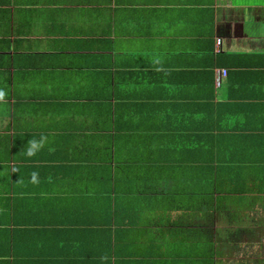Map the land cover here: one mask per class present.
Here are the masks:
<instances>
[{
  "label": "crops",
  "instance_id": "crops-1",
  "mask_svg": "<svg viewBox=\"0 0 264 264\" xmlns=\"http://www.w3.org/2000/svg\"><path fill=\"white\" fill-rule=\"evenodd\" d=\"M259 240L264 0H0V264Z\"/></svg>",
  "mask_w": 264,
  "mask_h": 264
},
{
  "label": "trees",
  "instance_id": "trees-1",
  "mask_svg": "<svg viewBox=\"0 0 264 264\" xmlns=\"http://www.w3.org/2000/svg\"><path fill=\"white\" fill-rule=\"evenodd\" d=\"M211 258V257H210ZM203 264H264V243L257 246L218 247V261L205 260Z\"/></svg>",
  "mask_w": 264,
  "mask_h": 264
},
{
  "label": "built area",
  "instance_id": "built-area-1",
  "mask_svg": "<svg viewBox=\"0 0 264 264\" xmlns=\"http://www.w3.org/2000/svg\"><path fill=\"white\" fill-rule=\"evenodd\" d=\"M218 44H220V39L217 40ZM227 75V70L226 69H221L220 70V78H222V76H226ZM219 84H220V79H219Z\"/></svg>",
  "mask_w": 264,
  "mask_h": 264
}]
</instances>
